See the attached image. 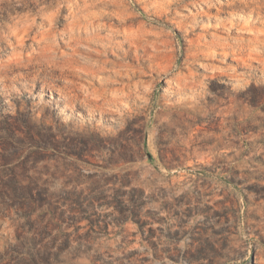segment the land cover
I'll return each mask as SVG.
<instances>
[{
	"label": "rangeland",
	"instance_id": "obj_1",
	"mask_svg": "<svg viewBox=\"0 0 264 264\" xmlns=\"http://www.w3.org/2000/svg\"><path fill=\"white\" fill-rule=\"evenodd\" d=\"M262 201L264 0H0V264H264Z\"/></svg>",
	"mask_w": 264,
	"mask_h": 264
},
{
	"label": "clouds",
	"instance_id": "obj_2",
	"mask_svg": "<svg viewBox=\"0 0 264 264\" xmlns=\"http://www.w3.org/2000/svg\"><path fill=\"white\" fill-rule=\"evenodd\" d=\"M259 209H260V215L262 217L261 226H260L261 227V235L264 236V201L261 202ZM241 235H243V233H241ZM247 239H250V237H245V240H247Z\"/></svg>",
	"mask_w": 264,
	"mask_h": 264
}]
</instances>
